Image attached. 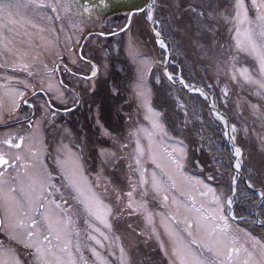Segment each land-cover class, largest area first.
I'll use <instances>...</instances> for the list:
<instances>
[{
    "label": "rangeland",
    "instance_id": "rangeland-1",
    "mask_svg": "<svg viewBox=\"0 0 264 264\" xmlns=\"http://www.w3.org/2000/svg\"><path fill=\"white\" fill-rule=\"evenodd\" d=\"M16 2L26 5L32 3L33 0H16ZM36 2L48 3L49 0H36ZM62 2H64V7L59 9V19L56 18L57 13H53L47 8L20 7L19 9H13L11 16L0 15V102L3 103V107L0 108V127L4 125L0 128V141L15 136L17 132L26 133V130L22 129L16 121V116L19 113L9 115V89L25 91V98L28 99L32 93L31 89L26 90L24 88V83L31 82V84L36 86V90H43L51 99L62 96L71 105L72 98L76 97L69 95L63 89L60 83L61 80L65 85L76 89L80 97L88 100L87 104H80L79 112L80 114L86 113L90 115V104L94 94L87 93L91 91L90 87H95L108 79L110 80L113 75L116 79L125 75L126 80L125 84L122 85L121 95L124 96L125 94L126 103L131 104V107L125 112L126 132L124 143L129 145L128 148L124 149L122 145L119 146V152L122 155L117 167L113 168L110 162L114 159L113 154L117 152V147L111 142V147H104L105 154L103 156L99 155L100 162L92 163L90 174L84 166L87 160L84 155L82 156L84 181L93 191L103 193L105 202H107L113 196V184L111 182L114 178L119 177L123 187L128 190L129 183L136 181L139 177V172L136 171L134 145L128 139V136L130 131H135L138 127L149 128L150 124L145 119L146 110L142 106L141 98L137 95V84L142 83L149 106L154 112L158 113V110L153 107L152 101L156 93H158V87L164 85L165 80H162L164 53L162 56L159 55L150 42H145L142 35L136 31V19L131 21L133 16L129 17L125 24L118 23L119 25H116L118 26L117 29L120 30L129 24L130 21L131 29L127 28L123 35L112 40L111 38L97 35V30L111 35V28L115 26L108 24V22L100 23L99 16L90 12V9L95 10V6L91 3L85 5L81 0H61ZM189 2L191 6L198 3V0H189ZM225 2L231 4L232 0H225ZM245 2L250 7L249 16L252 17L255 9L251 8V0H245ZM257 2L259 3V0ZM144 3L145 1L139 0L137 3H133L134 5H131L130 9L137 10ZM172 4L177 7L175 0L172 1ZM82 14H85V17H80ZM126 14L123 13V16ZM223 29L224 27L222 26L220 36L224 34ZM230 31V27L225 31L228 37ZM83 34L93 35L85 43L83 42L84 45L82 47V56L88 61L91 60L92 64L88 63V61L84 62L78 54L77 49L79 46L77 43L78 41L80 43ZM219 39L225 40L223 37H219ZM192 43L196 44L197 40L192 39ZM180 44L186 45V40L183 39ZM197 47L200 51L197 54L195 48L197 58L207 66L208 73L213 78L217 92L220 93L218 95L222 106L227 114L230 113L231 116L233 114L235 119L243 124L245 143L249 145L252 157L254 156L256 161L251 163H255L256 166L257 163L264 164V145H261V138L264 137L261 129H264V126L259 123V119L251 114V105L259 99L255 93L260 91V89L256 84H244L242 87L234 86V82L229 78L233 69L229 66V75L226 76L224 74L223 58L221 53L215 51V41L212 42L210 51L208 49V38L201 33ZM130 49L134 55H130ZM20 53H27V55L20 56ZM93 60H101L103 67H98ZM21 63H28L31 66L28 70L32 72L31 76L28 75V71L21 70L19 67ZM235 66L237 72L247 68L253 79L260 78L257 72L258 64L252 57L243 56L239 58ZM179 67L184 71L181 63H179ZM94 68L99 69L98 75L90 79ZM175 74L177 78L181 79V76L184 77V75L179 73ZM185 80L187 79L184 77ZM41 84L43 88L40 87ZM164 87L165 90L161 96H169L177 102L176 108L171 106L169 108V106L165 105L166 114H170L171 119L177 124L181 121H186V134L179 138L183 140L182 144L178 140H163V144L169 148V151L175 150V155L177 156H180L181 153L184 154L181 159V169L174 173L177 186L174 188L171 186L170 181L167 182L168 191L164 194L169 196V207H164L160 202V197H157L156 200L148 203V210L152 214V223H149L143 214H126L119 219L123 222L118 226L109 218L110 222H113L111 231L105 229L99 221H93L109 239L104 240L99 233H92V235H96L102 241L104 247L96 245L94 241L87 240L86 248L89 253L82 246L80 253L77 254L78 260L81 254L83 256L81 264H101V260L105 264H136L137 259L139 261L137 264H146L144 260L146 257L138 246L139 237L142 236V243L145 246L151 244L149 242L153 240L158 247L156 250L157 256L155 257L156 262L152 264L158 262L170 264L172 257L166 256L165 251L170 253L176 240L175 237H170L168 233L178 232L183 242L188 240L186 233L182 231L185 227L184 224L177 225L174 221L168 219L169 210H175L177 206H180L181 219L184 216H187L190 221L197 216L207 217V220H202L201 222L209 227L215 225L219 229L223 226L224 220H227L230 226L229 243L235 240L237 248L247 249L249 253H252L254 252V245L258 248V245L255 244L256 241L264 244V233L259 235L257 231H253V221L245 225L246 227H242L226 211V208L228 210L230 205H234V199H229L225 192L228 184L224 178L218 158H216V155L223 148L221 145L222 140L215 136L214 128H216V125L207 118V116H210L209 111H207V104L199 98H194V96L184 95L181 91L173 92L166 86ZM226 88L228 89L227 97L224 96ZM234 89L239 93L238 97H236ZM36 100L39 108L42 106L40 105L42 96L40 94L36 95ZM94 100L95 98L93 97V102ZM23 111L25 109L22 106L21 112ZM179 113L180 115H178ZM28 114L31 115L32 112L29 111ZM212 118L217 121L220 119L216 115L212 116ZM195 119L197 121H194ZM252 119L255 120V123L251 121ZM21 120H23L22 117ZM256 121H259L258 126L260 129L256 126ZM68 130L70 128L61 126L58 120H55V127H53L51 122L42 123L40 113L37 114L32 128V135L36 147L39 148L43 145L44 149H46V159L42 157V159H45L46 164L48 158L54 163L53 158L57 155L56 148L60 142L68 147H71L76 142L77 136L76 139H73L70 135L71 132H68ZM52 133H54V136L49 139ZM190 136L195 142L193 146L189 139ZM102 140L107 141L106 139ZM142 143L146 144L147 140H142ZM203 149L206 152L203 153ZM88 154L91 155L94 152L90 151ZM96 154L98 155V152ZM92 161H94L93 158H91ZM203 162H206V164ZM53 167L55 168L56 166L53 165ZM143 167L147 168L146 175L148 177H151L154 172L157 176L163 175L161 170L151 160H144ZM9 171L12 170L9 169ZM261 178L264 180V174L261 175ZM164 179L167 180L166 177ZM256 179L258 180L257 176ZM262 189L264 191V187ZM17 195L21 194L18 193ZM189 197L195 200L194 208L199 209V212L185 209L184 205L189 208L193 207L192 200ZM233 197L235 198V196ZM228 200L232 201L230 205L227 203ZM2 216L3 211L0 210V217ZM124 217H126L127 223L124 221ZM76 219V227L82 228V233L87 236V232H90V229H87V225L84 223L85 217L78 216ZM139 223L141 224L138 225ZM131 225H134L132 226L134 229L135 226H138V228L133 232H129ZM137 233L138 236L135 235ZM162 243L164 244L163 248L161 247ZM0 244L5 247H12L19 256L27 261V264H32L29 251L21 244H16L9 240L3 231H0ZM121 247L124 249L123 259L121 258ZM93 248L99 253L100 259L92 254ZM199 254L206 258H212V254L206 250H201ZM246 258L245 252L241 251L238 257L239 264H243ZM177 264H179L178 259Z\"/></svg>",
    "mask_w": 264,
    "mask_h": 264
},
{
    "label": "snow or ice",
    "instance_id": "snow-or-ice-1",
    "mask_svg": "<svg viewBox=\"0 0 264 264\" xmlns=\"http://www.w3.org/2000/svg\"><path fill=\"white\" fill-rule=\"evenodd\" d=\"M20 7L47 8L57 13L56 18L59 19V9L64 5L61 0H49L48 3L33 0L26 5H21L16 0H0V15L11 16L12 10ZM251 8L255 9L252 17L249 16L250 7L245 0H232L231 4L225 0H198V3L191 5L187 11L194 17L197 30L208 38L210 51L212 42L215 41V51L221 53L223 58L224 74L229 75V66L233 69L229 78L234 82V86L242 87L244 84L258 86L260 91L255 95L259 99L251 105V114L264 126V0H259V3L257 0H251ZM141 11L146 13L149 21L156 23L153 20L152 6H146ZM222 26L226 31L229 27L231 29L226 41L219 39ZM160 43L161 47H165L163 41ZM129 52L130 55H134L131 49ZM19 55L26 56L27 53ZM243 56L252 57L257 62L259 79H253L247 68L237 72L235 63ZM19 67L23 71H28L31 66L28 63H21ZM98 72L99 69L94 68L90 79L96 77ZM28 75L31 76L32 72L28 71ZM40 87L43 88V85ZM24 88L31 89L33 96L40 94L31 82H25ZM90 90L96 91L94 86H91ZM111 91L114 97L120 94L118 86H114ZM137 95L142 100V106L146 110L145 119L150 124L149 128L138 127L135 131H130L128 136L134 145L136 171L139 172V177L129 183L128 190L123 187L119 177L114 178L111 182L113 196L105 202L103 193L93 191L83 179L82 156L87 147L86 137L81 138L80 134H77L76 142L71 147L62 142L58 144L57 155L53 158L56 166L53 171L57 173L54 176L45 162L46 149L43 145L37 148L34 143L32 135L34 121L32 115L28 113L31 111L35 115L36 105L25 98V91L9 89V115L19 113L16 121L26 133L17 132L15 136L0 141V210L3 211V216L0 217V231H3L9 240L21 244L29 251L32 264H81L82 254L79 260L77 259L82 247L81 232L76 227L78 216L85 217L84 223L87 229H90V232H87V239L104 247L102 241L92 233H99L104 240H108L109 237L93 221H99L105 229L111 231L113 222L126 214H143L148 222L152 223L148 203L157 197H160L164 207H169V196L164 194L168 191L167 182L170 181L174 188L177 186L174 173L181 169L184 154L175 155V150L169 151L163 140H178L182 144L183 140L179 138L186 134V121L177 124L163 109L158 113L154 112L149 106L142 83L137 84ZM224 96H228L227 88L224 90ZM87 103L88 100L76 97L72 98L69 105L62 96H58L40 106V120L45 124L51 122L55 127V117L59 115L60 106H63L65 114H68L75 113L80 104ZM22 106L25 109L23 112ZM2 107L3 103L0 102V108ZM92 122L96 125L98 139L111 141L117 147V152L113 154L114 159L110 162L111 166L116 168L122 155L119 146L127 149L129 145L124 143L123 137L115 134L114 129L105 126L98 114H93ZM236 132V126L231 125L229 135L232 140L236 139ZM145 139L146 144L142 143ZM261 145H264V137L261 138ZM234 151L237 157L241 156L239 147L234 145ZM104 154L105 149L101 144L98 155ZM144 160H151L163 175L157 176L154 172L148 177L147 168L143 167ZM236 167H240L239 163ZM18 193L21 195H17ZM189 199L192 200L193 207L184 205L185 209L199 212V209L194 208L195 200L192 197ZM227 203L230 205L232 201L228 200ZM73 208L76 210L75 214ZM167 215L168 219L177 225L184 224L182 231L188 238L187 242H183L180 233H168L176 240L172 251L170 253L165 251L166 256L172 257L170 264H177V259L179 264H239L238 257L241 251H244L247 257L243 264H264V244L259 241L255 242L258 248L254 245L252 253L247 249L237 248L235 240L229 243L230 226L227 220H224L223 226L217 229L215 225L209 227L201 222L207 220V217L197 216L191 221L187 216L181 219L180 206L175 210L170 209ZM109 218L113 222H110ZM161 247H164L163 243ZM201 250L211 253L212 258L203 257L199 254ZM92 254L100 259L95 248L92 249ZM123 257L124 249L121 247V258ZM0 264H27V261L12 247L0 244ZM101 264L105 262L101 260Z\"/></svg>",
    "mask_w": 264,
    "mask_h": 264
},
{
    "label": "trees",
    "instance_id": "trees-1",
    "mask_svg": "<svg viewBox=\"0 0 264 264\" xmlns=\"http://www.w3.org/2000/svg\"><path fill=\"white\" fill-rule=\"evenodd\" d=\"M67 1V0H65ZM70 1V0H69ZM139 0H81V2L85 3H91L93 6H95V10L90 9V12L92 14L98 15L100 18V23L108 22V24H112L115 27L111 28V33L114 31H118L116 25L125 24L127 19L129 18V13L131 11H134L135 9H130L131 5H134L133 3H137ZM145 3L141 6L140 9L144 8V6L148 3L149 0H143ZM172 1L174 0H157L156 4V12H155V20H156V27L161 32L162 36L168 40L171 45L173 46V60L178 61L181 63L184 67L183 75L189 82H197L198 84L204 86L208 91V84H214L213 80L206 77L201 72L205 73L203 70L207 69V66L199 61L197 58L195 48L197 47L196 44L192 43V39L197 40V42L200 41L201 38V32H199L195 26V19L194 17L188 13L187 8L190 6L189 0H175L177 7H174L172 4ZM64 2H62L63 4ZM88 8V6H87ZM89 9V8H88ZM138 10V9H137ZM126 11V12H125ZM123 13H127L125 16H123ZM80 17H85V14H82ZM137 21V27L136 31L139 32L142 35V38L145 40V42H150L152 47L155 48V50L159 53V55L162 56L163 51L160 50L157 45L155 38L150 30V22L147 19L145 12H139L138 14H135L133 16V20ZM92 24V20H91ZM132 24V23H131ZM98 31V30H97ZM225 36L227 38V34L224 31ZM122 34V33H120ZM123 35V34H122ZM183 39L186 40V45H182ZM113 40V39H112ZM101 60H98V64L100 67H102V64L100 62ZM170 70L172 72H175L176 69L173 66H170ZM115 74V73H114ZM126 76L122 75L121 77L117 78L113 75L110 80H106V82L101 83L100 85H97L96 91L93 92V97L95 98L93 102L90 104V115L85 113V119L84 121H79L78 125H74V128L78 131L80 136L82 138L86 137V144L87 147H85L83 151V155L85 159L87 160V164L92 165V163H97L99 161V155L96 153L99 150L100 145L102 144L104 147H111L112 143L111 141H104L102 139H98L96 135V125L92 122V116L93 114H98L101 117L102 123L115 130V134L119 137H125V128H126V117L125 112L127 109L131 107L130 103H126V96L121 95L122 85L125 84ZM162 80H165L162 77ZM197 80V81H196ZM114 86L119 87V96H113L111 89ZM166 86L171 91H181L184 93V95H189L185 91L179 90L172 85L168 84L166 80L164 81V85L158 87L154 102L159 110L163 109V111L166 113V106H170L173 108H176L177 102L174 101L169 96H161V94L164 92ZM193 96V95H189ZM195 98V96H194ZM197 98V97H196ZM220 96L218 95V101L220 102ZM220 107L224 109L222 106V103L220 104ZM166 110V111H165ZM170 113V111H169ZM180 115V113L178 114ZM90 116V118L87 119V117ZM170 116V114H168ZM171 117V116H170ZM229 117L231 120H235V117L230 115ZM251 117V116H249ZM194 121H197L195 119ZM252 121H254L252 119ZM258 122L256 121V126H258ZM255 123V121H254ZM261 123V122H259ZM243 127V124H242ZM242 130H244L242 128ZM219 131L218 128H214L215 136H218L222 140V150L219 154H217L216 158H218V161L220 163V167L224 173V178L227 181V188L225 190L227 197L232 196L233 194V182H234V170H233V156L231 154V151L227 145V143L224 141L223 137L217 134ZM261 131L264 133V129H261ZM242 134V135H241ZM240 145L246 150V162L245 167L243 169L244 175L246 178L254 184L255 188H262L264 187V180H262L261 175L264 174V164L257 163V166L254 156L252 157V151L249 148V145L245 143L244 134L240 133ZM53 138V137H51ZM195 143V142H194ZM90 151H93L94 154H88ZM196 156V155H194ZM91 158L94 159V161L91 162ZM206 164V162H203ZM252 171L254 174H256L258 180L254 182L253 177L251 176L250 172ZM88 173H91V170H87ZM54 173H56L54 171ZM252 173V175H253ZM57 174V173H56ZM261 179V180H260ZM259 197L256 195V193L253 190H250L243 179H239L237 184V192L235 197V204H234V213L235 216L242 220L243 225H247L249 222L253 221V231H257L258 234L264 233V226L259 227L256 226V211L259 205ZM259 211L261 222L264 225V203L261 205ZM134 226V225H132ZM130 226L129 232H133L134 228ZM137 228V226H135ZM81 229L80 227H78ZM138 236V233L135 234ZM141 239V240H140ZM140 240V241H139ZM138 240V246L142 249L143 254L146 258H144L146 264H152L153 262H156V256H157V246L155 242L148 244L145 246L143 242V236L139 237ZM139 263L138 259L136 264ZM155 264H165V263H155Z\"/></svg>",
    "mask_w": 264,
    "mask_h": 264
},
{
    "label": "flooded vegetation",
    "instance_id": "flooded-vegetation-1",
    "mask_svg": "<svg viewBox=\"0 0 264 264\" xmlns=\"http://www.w3.org/2000/svg\"><path fill=\"white\" fill-rule=\"evenodd\" d=\"M67 90H68V88H67ZM58 111H59V115H62V117H59L60 123H63L65 120H69V118L66 117V115H68V114H65L64 108H58ZM70 207H71V205H70ZM74 211H75V208H73V213H74Z\"/></svg>",
    "mask_w": 264,
    "mask_h": 264
},
{
    "label": "water",
    "instance_id": "water-1",
    "mask_svg": "<svg viewBox=\"0 0 264 264\" xmlns=\"http://www.w3.org/2000/svg\"><path fill=\"white\" fill-rule=\"evenodd\" d=\"M153 1H155V0H153ZM151 29H152V32L155 34V32H154V28H153V22L151 21ZM167 67V66H166ZM222 115L226 118V116L222 113Z\"/></svg>",
    "mask_w": 264,
    "mask_h": 264
}]
</instances>
